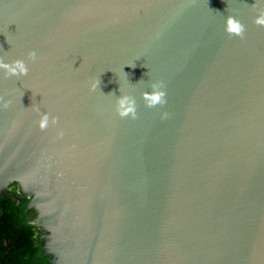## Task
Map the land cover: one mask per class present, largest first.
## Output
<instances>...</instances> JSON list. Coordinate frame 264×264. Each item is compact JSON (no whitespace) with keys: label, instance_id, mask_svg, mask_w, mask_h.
<instances>
[{"label":"water","instance_id":"obj_1","mask_svg":"<svg viewBox=\"0 0 264 264\" xmlns=\"http://www.w3.org/2000/svg\"><path fill=\"white\" fill-rule=\"evenodd\" d=\"M261 8L0 0V57L29 68L0 73V195L28 199L51 264H264ZM155 82L166 103L148 107ZM122 94L134 118L116 113ZM36 107L58 123L40 130Z\"/></svg>","mask_w":264,"mask_h":264},{"label":"trees","instance_id":"obj_2","mask_svg":"<svg viewBox=\"0 0 264 264\" xmlns=\"http://www.w3.org/2000/svg\"><path fill=\"white\" fill-rule=\"evenodd\" d=\"M15 188L12 184L0 195V264H51L42 256L41 231L28 224L33 218L25 211L28 200Z\"/></svg>","mask_w":264,"mask_h":264},{"label":"clouds","instance_id":"obj_3","mask_svg":"<svg viewBox=\"0 0 264 264\" xmlns=\"http://www.w3.org/2000/svg\"><path fill=\"white\" fill-rule=\"evenodd\" d=\"M259 3L264 5V0H259ZM254 22L260 26H264V8L257 11ZM224 30L229 35L242 36L245 31V26L240 20L229 15L225 20ZM27 55L28 59L31 61H35L37 58L35 51H31ZM28 72V65L23 59H15L11 62H6L0 57V73H3V75L8 77H24L27 76ZM99 83V79H92L89 82V91H96ZM141 96L148 107H155L166 103V92L163 90L162 82L152 83L150 85V91L143 92ZM8 103H10V101L5 102V104ZM115 110L121 117L131 115L134 118L136 115V101L132 96L122 94L116 99ZM35 112L39 115L36 124L42 131L50 125H56L58 123L57 117H50V114L47 111L41 112L39 107H36ZM163 115L166 116L167 113H164ZM60 135H63V133L61 132Z\"/></svg>","mask_w":264,"mask_h":264},{"label":"flooded vegetation","instance_id":"obj_4","mask_svg":"<svg viewBox=\"0 0 264 264\" xmlns=\"http://www.w3.org/2000/svg\"><path fill=\"white\" fill-rule=\"evenodd\" d=\"M16 194H21L22 195V197H25L23 194H22V192H21V190L16 186V188L13 190ZM19 197H21V196H19ZM27 199V198H26ZM19 200V199H18ZM28 200V199H27ZM27 203H28V201H27ZM27 203H26V205H27ZM32 220V219H31ZM30 221V220H29ZM41 233L42 232H40V235H41Z\"/></svg>","mask_w":264,"mask_h":264}]
</instances>
